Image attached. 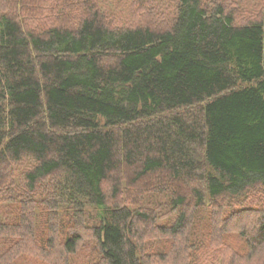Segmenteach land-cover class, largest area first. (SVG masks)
I'll use <instances>...</instances> for the list:
<instances>
[{"label":"trees","instance_id":"obj_1","mask_svg":"<svg viewBox=\"0 0 264 264\" xmlns=\"http://www.w3.org/2000/svg\"><path fill=\"white\" fill-rule=\"evenodd\" d=\"M119 3L0 0V264H264V0Z\"/></svg>","mask_w":264,"mask_h":264},{"label":"rangeland","instance_id":"obj_2","mask_svg":"<svg viewBox=\"0 0 264 264\" xmlns=\"http://www.w3.org/2000/svg\"><path fill=\"white\" fill-rule=\"evenodd\" d=\"M120 1L119 5H112L115 9L118 10V12L120 13V16L122 17V21H124L125 18L129 19V18H137L138 17V8L135 6L134 0H117ZM125 8V9H124ZM122 11V12H121ZM130 11H132V13H130ZM128 15V16H127ZM127 16V17H125ZM125 19V20H127ZM19 170L22 168V166H18ZM11 170H13V167H11ZM15 174V172H14ZM159 196V195H158ZM159 198H163V196H159ZM8 204H6V202H1L0 203V218H2L4 216V213L6 210H9L8 207H6ZM11 206H16L15 203L11 204ZM17 208V206H16ZM14 210V209H13ZM9 215V214H8ZM162 220H158V223H161ZM38 230L42 229L41 226L38 224L37 225ZM239 249H241V247H239ZM25 255H20L19 257L16 258L14 264H38L35 260H33L31 257L26 256Z\"/></svg>","mask_w":264,"mask_h":264}]
</instances>
